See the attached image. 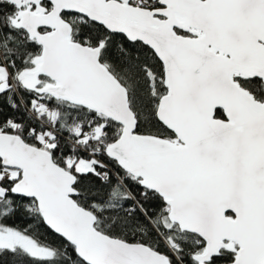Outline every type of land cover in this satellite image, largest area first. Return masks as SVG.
<instances>
[{"label":"snow or ice","instance_id":"snow-or-ice-1","mask_svg":"<svg viewBox=\"0 0 264 264\" xmlns=\"http://www.w3.org/2000/svg\"><path fill=\"white\" fill-rule=\"evenodd\" d=\"M0 264H264V0H0Z\"/></svg>","mask_w":264,"mask_h":264}]
</instances>
